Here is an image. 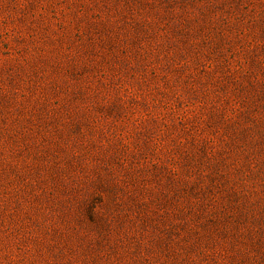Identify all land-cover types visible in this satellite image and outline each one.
I'll return each mask as SVG.
<instances>
[{
  "label": "rangeland",
  "instance_id": "obj_1",
  "mask_svg": "<svg viewBox=\"0 0 264 264\" xmlns=\"http://www.w3.org/2000/svg\"><path fill=\"white\" fill-rule=\"evenodd\" d=\"M0 264H264V0H0Z\"/></svg>",
  "mask_w": 264,
  "mask_h": 264
}]
</instances>
